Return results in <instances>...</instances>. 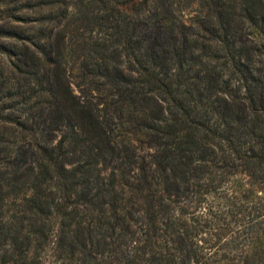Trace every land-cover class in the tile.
<instances>
[{
  "label": "trees",
  "instance_id": "trees-1",
  "mask_svg": "<svg viewBox=\"0 0 264 264\" xmlns=\"http://www.w3.org/2000/svg\"><path fill=\"white\" fill-rule=\"evenodd\" d=\"M0 264H264V0H0Z\"/></svg>",
  "mask_w": 264,
  "mask_h": 264
},
{
  "label": "rangeland",
  "instance_id": "rangeland-1",
  "mask_svg": "<svg viewBox=\"0 0 264 264\" xmlns=\"http://www.w3.org/2000/svg\"><path fill=\"white\" fill-rule=\"evenodd\" d=\"M196 15V11H195V8L194 10L189 8L188 10H186V13H185V17L186 19H191L192 17H195Z\"/></svg>",
  "mask_w": 264,
  "mask_h": 264
}]
</instances>
